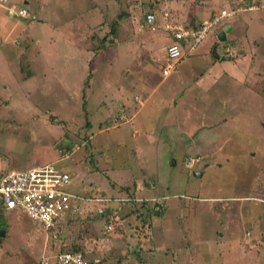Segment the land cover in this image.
Here are the masks:
<instances>
[{"label": "rangeland", "instance_id": "rangeland-1", "mask_svg": "<svg viewBox=\"0 0 264 264\" xmlns=\"http://www.w3.org/2000/svg\"><path fill=\"white\" fill-rule=\"evenodd\" d=\"M3 3L31 17L6 19ZM234 8L161 75L166 23ZM0 15V168L53 163L68 192L105 199L50 230L0 211V264L71 249L99 264H264V0H6Z\"/></svg>", "mask_w": 264, "mask_h": 264}, {"label": "built area", "instance_id": "built-area-1", "mask_svg": "<svg viewBox=\"0 0 264 264\" xmlns=\"http://www.w3.org/2000/svg\"><path fill=\"white\" fill-rule=\"evenodd\" d=\"M6 2V0H0ZM4 4V3H3ZM3 9L7 18H30L31 15L23 7L14 4H4ZM239 8L222 9L207 20H203L195 27H184L180 24L166 23L164 31L169 35L170 42L165 47V65L161 75L167 76L174 67V60L189 53L199 38L219 20L230 17ZM144 22L150 29L157 26L155 17L148 12L144 15ZM187 161L192 163L193 157ZM70 175L53 163L36 165L25 170H3L0 168V211L19 210L29 219L37 222L44 230L57 226V223L71 211H75L81 203L92 201L101 202V199L81 196L66 190ZM105 209L98 208L97 214H104ZM117 216L108 213L104 219V230L114 229ZM37 264H99L97 259L87 260L79 251H57L52 256L41 255ZM121 264V263H116Z\"/></svg>", "mask_w": 264, "mask_h": 264}, {"label": "crops", "instance_id": "crops-1", "mask_svg": "<svg viewBox=\"0 0 264 264\" xmlns=\"http://www.w3.org/2000/svg\"><path fill=\"white\" fill-rule=\"evenodd\" d=\"M25 1H23V2H21V4H23V5H25V3H24ZM209 3H214V0H209ZM20 6H22V5H20ZM23 7V6H22ZM27 10V9H26ZM4 9H3V7H2V14H3V16L6 18V19H9V18H7L5 15H4ZM1 16V15H0ZM34 18V17H33ZM20 19H24V18H16L15 20H20ZM70 36H72L73 37V34H71ZM1 42H3V41H1ZM71 43V46H74V47H77V49L78 50H80L81 51V53L83 54L84 52H85V48L83 49V47H82V44H80V46H78L79 45V43L76 41H74V42H72V41H70ZM82 43V42H81ZM87 52L88 51H86V54H87ZM4 61V60H3ZM87 63H88V61H86ZM4 64L6 65V67H7V69L9 70V68H8V66H9V64L8 63H6V61H4ZM53 68V67H51V66H49V65H47L46 66V69H48L49 71H48V76H50V77H52L53 76V73L50 71V70H52V69H50V68ZM12 69V68H11ZM9 72L11 73V71L9 70ZM13 73V72H12ZM55 76L56 77H58V74H55ZM72 89V88H71ZM71 89H68V91L70 92V93H72V94H75L74 92H71ZM80 91V90H79ZM86 259V258H85Z\"/></svg>", "mask_w": 264, "mask_h": 264}, {"label": "water", "instance_id": "water-1", "mask_svg": "<svg viewBox=\"0 0 264 264\" xmlns=\"http://www.w3.org/2000/svg\"><path fill=\"white\" fill-rule=\"evenodd\" d=\"M230 30V25H224L222 30H220L219 32H217L216 34V39L218 41H223L225 39V32H228ZM212 55L215 57V58H218V56L216 55V53L214 52V49H212L211 51ZM156 213V212H155ZM2 233V231H0ZM1 233H0V236H1Z\"/></svg>", "mask_w": 264, "mask_h": 264}, {"label": "trees", "instance_id": "trees-1", "mask_svg": "<svg viewBox=\"0 0 264 264\" xmlns=\"http://www.w3.org/2000/svg\"><path fill=\"white\" fill-rule=\"evenodd\" d=\"M154 199V198H153ZM154 209H151V211H150V213L152 214V213H154ZM108 213H113V211L111 210V208H109V210H107V208H105V213L104 214H98V218H100V219H105L106 218V216H107V214ZM157 213H158V215H160L161 214V211L160 210H157ZM66 216H67V214H66ZM66 216H63V218H65ZM62 218V219H63ZM61 219V220H62ZM61 220L59 221V222H61ZM59 222L57 223V226H58V224H59ZM56 227V226H55ZM50 230V229H49ZM60 251H62V250H60ZM70 251H78V250H73V249H71ZM80 253H82L81 251H79ZM83 255V254H82ZM127 264V263H126Z\"/></svg>", "mask_w": 264, "mask_h": 264}]
</instances>
